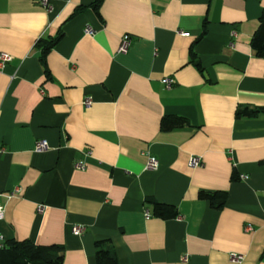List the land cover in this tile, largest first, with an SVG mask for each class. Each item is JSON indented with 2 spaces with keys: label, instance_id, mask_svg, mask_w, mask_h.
Segmentation results:
<instances>
[{
  "label": "crops",
  "instance_id": "1",
  "mask_svg": "<svg viewBox=\"0 0 264 264\" xmlns=\"http://www.w3.org/2000/svg\"><path fill=\"white\" fill-rule=\"evenodd\" d=\"M93 1L0 0V51L13 56L0 69L4 241L61 244L63 264H98V240L118 264H264V111L236 117L264 107L251 46L264 0H103L99 13ZM61 29L47 74L37 43ZM167 114L191 124L162 130ZM202 190H226L225 206Z\"/></svg>",
  "mask_w": 264,
  "mask_h": 264
},
{
  "label": "trees",
  "instance_id": "2",
  "mask_svg": "<svg viewBox=\"0 0 264 264\" xmlns=\"http://www.w3.org/2000/svg\"><path fill=\"white\" fill-rule=\"evenodd\" d=\"M103 0H94L91 6L99 13V7ZM85 6L81 5L76 8L72 16L80 13ZM207 33V20H205L201 34L197 38L198 41ZM64 31L61 29L56 36L41 38L37 46L41 50V61L45 67L46 73L49 70L46 63V57L49 51L62 39ZM251 46L258 56L264 58V9L260 17V23L257 30L251 38ZM194 58L193 61L200 67V62L196 61L195 53L191 50ZM264 111L262 106L244 105L237 109L236 117H255ZM190 120L182 115L167 114L161 119L162 130H172L179 127L190 125ZM233 180L239 179L235 173ZM200 197L209 200L210 204L217 209L223 208L227 202L228 192L226 190L205 191L200 192ZM153 205L154 214L163 218H174L179 214L175 205L163 203L156 199H149ZM96 245V259L98 264H118V258L112 246L108 245L107 240H98ZM64 246L61 244L43 245L32 242L29 239L16 240L10 239L3 243L0 247V264H63Z\"/></svg>",
  "mask_w": 264,
  "mask_h": 264
},
{
  "label": "built area",
  "instance_id": "3",
  "mask_svg": "<svg viewBox=\"0 0 264 264\" xmlns=\"http://www.w3.org/2000/svg\"><path fill=\"white\" fill-rule=\"evenodd\" d=\"M40 1L44 5H46L47 7L50 6L49 0H40ZM85 32L88 34H93L94 29L90 25H87V27L85 28ZM130 43H131L130 35L125 34L122 38V42L119 46L118 51L119 52H126L130 46ZM12 59H13V56L11 54H9L7 52L0 51V69H2L4 67V65ZM163 82L167 88H171V87H173V85L175 83V79L172 76H166V77H164ZM91 102H92V100L90 98H86L84 101V104L89 105V104H91ZM48 147H49L48 141L46 139H41V140L37 141L35 149L37 151H44ZM3 150H4V147L0 144V151H3ZM191 163L197 165V164L201 163V160L199 157H193L191 159ZM158 165H159V160L155 156H149L147 167L156 168V167H158ZM84 166L85 165L83 163L79 164V167H84ZM149 215H150V212L147 210L146 216L148 217ZM3 216H4V206L0 203V220L3 218ZM72 230L74 233L80 234L85 230V227L83 225L76 224L73 226ZM3 243H4V237H3L1 230H0V247L3 246ZM233 256L236 257V259L242 258V255H239V254L238 255L234 254Z\"/></svg>",
  "mask_w": 264,
  "mask_h": 264
}]
</instances>
